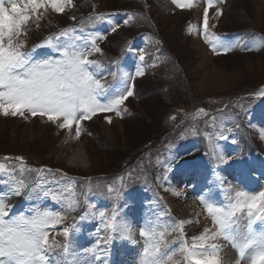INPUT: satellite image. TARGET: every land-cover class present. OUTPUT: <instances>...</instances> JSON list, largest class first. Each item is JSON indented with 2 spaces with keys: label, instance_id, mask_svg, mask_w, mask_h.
Masks as SVG:
<instances>
[{
  "label": "rangeland",
  "instance_id": "rangeland-1",
  "mask_svg": "<svg viewBox=\"0 0 264 264\" xmlns=\"http://www.w3.org/2000/svg\"><path fill=\"white\" fill-rule=\"evenodd\" d=\"M18 1L26 3V0H15L17 5ZM92 1L93 7L82 4L76 16L79 18L86 11H95L93 20L87 21L91 31L89 37L72 30L66 45L64 35L58 33L39 40L22 52L35 56L33 61L56 60L60 58L61 51L55 46L57 43L64 46L73 44L85 50L86 41L102 37L96 44L100 47L103 43L101 54L104 57L96 67L94 78L101 79L105 85L100 96L104 97L103 103L129 86L134 94L120 106V115L115 110L97 112L98 118L82 121L78 139H72L75 136L73 127L70 130L58 127L62 119L53 123L46 115L33 116L27 110L23 115L0 114V158L21 167L31 164L46 170L33 185L21 177L12 176L8 163L1 161L0 195L7 197L5 203L13 201L16 195H11L10 190L20 180L34 189L30 195H23L30 214L23 215L19 211L12 218H30L37 212L47 211L48 207L64 219L76 206L85 210L79 219L76 236L69 237L68 243L62 241L69 258L67 264H110L112 260L115 264H142L140 241L146 224L141 223H149L143 215L142 202L152 196L158 209L163 200L157 225L165 227L160 232L166 233L167 245L172 238L173 250L166 247L161 253L164 259L172 257L170 264H184L186 256L187 264L189 250L204 254L210 250L208 245L192 249L193 238L200 237L206 229L209 233L216 231L217 226L208 215L206 204L198 197L200 188L191 183L186 187L182 182L181 186L172 184L169 179L174 173L187 167L190 169L197 165L198 160H207L212 155L223 179L227 172L237 176L236 164L232 162V156L238 150L237 142H233L237 138L241 139L243 160L249 162V173L255 175L243 183H248L250 189H254L258 181L264 186V98L259 95L264 91V0H230L224 16L213 15L207 28L208 40L217 45L216 38H219L223 46L233 45L227 54H223L219 47L218 52L213 53V46L202 42L207 0H182L183 5L195 4V10L190 12L186 11V6L177 7L172 0H148L166 50L177 57L179 68L164 56L151 59L145 56L144 61L139 60L141 52L146 55L153 50L147 47L155 44L152 39L145 41V34L138 37L139 32L147 30L151 24L137 19L135 14L133 17L137 20H131L135 23L134 28L129 23L121 25L122 19L126 20L130 15L129 11L119 8L121 4L123 6L122 1ZM45 2L47 7L30 15L29 20L42 19L44 24L50 21L52 27L63 22L62 12L70 8L66 0H57L62 4L59 12L52 9L49 0ZM98 16L104 18L97 19ZM109 20L113 23L110 24ZM113 26L116 30L129 31H112ZM219 30L234 34L233 43L227 44L222 36H216ZM243 37L247 41L243 48L241 44V53H238L234 51L237 50L236 42ZM94 67L90 65V68ZM138 69H142L143 75H136ZM184 94L186 99L182 100ZM226 101L232 104L221 110L220 106ZM125 104L129 105V110H125ZM199 109H204V112L197 116ZM130 112L129 116L127 113ZM186 120L202 122L187 125ZM234 127L229 138L220 137L221 132L225 135ZM196 135L206 136L210 150L193 152L196 141L191 140L196 139ZM213 137L215 142L222 140L220 147L211 144ZM55 169L62 170V176ZM117 174L122 175L116 178ZM23 176H28V173H22ZM221 183L222 195L230 206L241 190L235 188L229 193L228 187L223 181ZM109 188L114 191L109 192ZM95 193L97 199L106 198L109 204L119 209L112 212H118L115 221L100 216L102 221L98 224L101 212L97 200L92 198ZM53 195L58 199H53ZM72 200L76 201L74 210H68ZM7 205L11 206V203ZM192 205L200 211L196 215L186 210ZM237 215L247 217V211ZM181 221L184 222L182 225ZM113 223L115 229L109 227ZM197 228H200L197 232L184 234ZM103 230H107V236H110L105 244L99 242ZM223 240V237H218L208 243L222 247ZM109 242H114L115 247ZM143 243L149 246L148 242ZM238 243H244L241 235ZM232 250L231 264H250V257L254 253L257 256L259 248L250 246L243 256L233 244Z\"/></svg>",
  "mask_w": 264,
  "mask_h": 264
},
{
  "label": "snow or ice",
  "instance_id": "snow-or-ice-1",
  "mask_svg": "<svg viewBox=\"0 0 264 264\" xmlns=\"http://www.w3.org/2000/svg\"><path fill=\"white\" fill-rule=\"evenodd\" d=\"M49 2L52 9L62 11V4L57 0H49ZM66 2L71 5L72 0H66ZM218 2L223 3V0ZM9 3H11V11L4 6L5 0H0V114L23 115L24 110H27L33 116L46 115L48 121L53 123L62 119L63 122L58 124L60 129L70 130L75 124V136L72 139L80 137L81 121L90 119L97 112L115 110L117 115H120V106L134 94L133 88L129 86L107 102L101 103L99 97L104 93L105 85L88 71L89 65L97 64L96 61L89 60L88 56L92 51H101L96 41L102 37L86 41V44L91 43L92 47L85 50L76 45L64 46L57 43L55 46L61 49L59 59L33 61L27 53L20 51L23 41L14 40V37L21 34V26L28 21V10L31 9L35 13L37 9L47 7V3L45 0H26L23 8L18 7L15 0H9ZM172 3L177 7L187 6L182 4V0H172ZM212 4L213 0H207L208 6L204 8L203 27L206 40L209 35L208 12ZM216 15H222L219 8L216 10ZM103 18L97 17V19ZM132 19L133 17L128 15L124 24L127 25ZM109 23L113 22L109 20ZM112 31H116V26H113ZM216 39L217 45H213V53H217L219 47L223 54H227L230 48L223 46L219 38ZM144 59L145 55L141 52L139 60L144 61ZM136 75H143L142 69H138ZM259 95L264 98V91H261ZM203 112L204 109H199L196 115ZM220 137L227 139L222 132ZM17 159L23 158L17 157ZM2 167L0 165V168ZM32 191L34 189L21 180L10 190V194L30 195ZM112 191L114 189L109 188V192ZM45 195L47 196L48 193L45 192ZM6 198V196H0V264H50L46 253L51 245L49 232L46 229L59 224L64 217L57 212L44 211L37 212L30 218L6 219L10 211V206L5 203ZM53 199L58 197L53 195ZM200 199L206 204V211L213 224L217 226V230L209 233L206 229L200 237L193 238L192 249L198 246L204 248L205 245L210 248L209 255L199 254L204 258H197V253L189 250L188 254L194 259V264H221L218 257L220 246L217 243H208L217 240L218 237L231 241L233 246L240 249L241 256L245 254L246 248L258 246L257 257L264 262V231L258 235L251 234L255 220L264 223V191L251 196L245 192H237L235 203L230 204L227 209L207 203L203 197ZM75 204L76 201L72 200L68 210H74ZM244 210L247 211L249 235L245 236L244 243L240 244L238 243L239 234L232 229L233 225L238 223L237 213ZM104 215V212L100 213L101 217ZM180 223L182 225L184 222ZM109 227L115 229V224H110ZM62 234L67 238L69 229L65 228ZM165 234L160 232L158 238L156 234H153L155 243L144 249V255L149 259H145L143 264H170L172 257L164 259L161 253L160 246L164 243ZM141 235L145 233L142 231Z\"/></svg>",
  "mask_w": 264,
  "mask_h": 264
},
{
  "label": "bare ground",
  "instance_id": "bare-ground-1",
  "mask_svg": "<svg viewBox=\"0 0 264 264\" xmlns=\"http://www.w3.org/2000/svg\"><path fill=\"white\" fill-rule=\"evenodd\" d=\"M226 181L227 180H225V182ZM190 199H192V197ZM186 210H187V212H194L195 215H196V213H198V210L196 209L195 205L193 207H188ZM236 219H237L238 223L236 225H234L235 231L240 232V234L243 232H246L247 231L246 227H247V223H248V218L245 216H239V217H236ZM233 251L234 250H232L231 242L228 240L223 241V246L219 247V252H218V257L221 261V264H231L232 257H233ZM209 253H210V251H208L206 253V255L205 254L204 255L207 256V255H209ZM197 258H204V256L197 254ZM191 259L194 262V259L192 258V256H191Z\"/></svg>",
  "mask_w": 264,
  "mask_h": 264
}]
</instances>
